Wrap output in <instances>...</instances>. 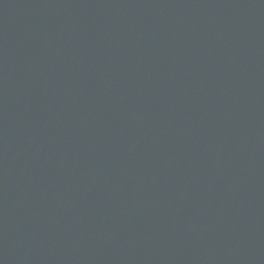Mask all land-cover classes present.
I'll return each mask as SVG.
<instances>
[{
	"label": "water",
	"instance_id": "water-1",
	"mask_svg": "<svg viewBox=\"0 0 264 264\" xmlns=\"http://www.w3.org/2000/svg\"><path fill=\"white\" fill-rule=\"evenodd\" d=\"M0 264H264V0H0Z\"/></svg>",
	"mask_w": 264,
	"mask_h": 264
}]
</instances>
